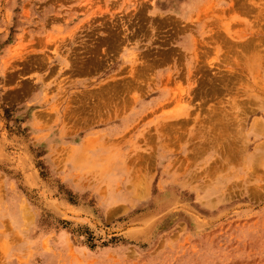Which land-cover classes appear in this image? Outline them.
<instances>
[{
    "label": "rangeland",
    "instance_id": "374dc122",
    "mask_svg": "<svg viewBox=\"0 0 264 264\" xmlns=\"http://www.w3.org/2000/svg\"><path fill=\"white\" fill-rule=\"evenodd\" d=\"M0 264H264V0H0Z\"/></svg>",
    "mask_w": 264,
    "mask_h": 264
}]
</instances>
